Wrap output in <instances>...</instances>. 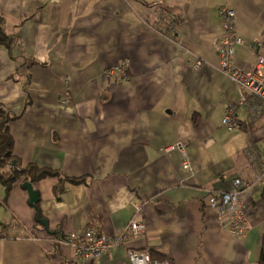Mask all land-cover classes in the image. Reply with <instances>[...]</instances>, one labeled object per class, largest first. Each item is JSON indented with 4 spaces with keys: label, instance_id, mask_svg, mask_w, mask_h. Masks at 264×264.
<instances>
[{
    "label": "crops",
    "instance_id": "0c3cea01",
    "mask_svg": "<svg viewBox=\"0 0 264 264\" xmlns=\"http://www.w3.org/2000/svg\"><path fill=\"white\" fill-rule=\"evenodd\" d=\"M231 6L244 39L235 65L252 71L264 56V0ZM220 7V0H0L6 31L18 40L10 50L0 45V104L20 114L27 92L31 99L11 124L15 155L87 179L66 184L60 199L58 179L36 184L50 232L22 182L8 196L0 183V264H130V249L172 264H258L263 167L250 154L264 155V108L221 70ZM126 60V75L105 77ZM231 107L233 131L223 124ZM185 156L193 172L183 169ZM239 177L253 184L243 195L246 238L231 236L207 206L208 195ZM132 220L146 223L144 236L126 234ZM87 230L126 235L87 260L62 241Z\"/></svg>",
    "mask_w": 264,
    "mask_h": 264
},
{
    "label": "built area",
    "instance_id": "2783aa9c",
    "mask_svg": "<svg viewBox=\"0 0 264 264\" xmlns=\"http://www.w3.org/2000/svg\"><path fill=\"white\" fill-rule=\"evenodd\" d=\"M232 0H220L222 16V33L216 43V49L220 57L221 70L234 84L246 90L252 97L259 99L264 108V56H261L252 71H244L235 65L238 48L244 45V39L236 25L237 10L231 6ZM203 63L197 61L195 68L200 70ZM129 61L126 60L114 69L104 73L105 77L126 75ZM224 126L233 131L239 126L235 109L231 107L223 119ZM172 147L171 149H175ZM186 154L182 145L178 147ZM251 164L260 163L263 167L258 175V182L264 185V155L250 154ZM185 171L193 172L191 161L185 156L182 162ZM253 184L244 178H236L231 182L230 189L212 193L208 197L207 206L218 213L223 220L225 230L235 238H246L252 228L251 217L245 210L244 193L252 188ZM147 225L143 221L132 220L126 229V234L132 237L144 236ZM123 234L121 237H125ZM121 237L109 238L94 230H87L81 235H70L62 240L71 247L79 257L87 260H95L107 255L118 243ZM130 264H172L170 260L160 261L154 259L148 251L130 249L128 252Z\"/></svg>",
    "mask_w": 264,
    "mask_h": 264
},
{
    "label": "trees",
    "instance_id": "16d2710c",
    "mask_svg": "<svg viewBox=\"0 0 264 264\" xmlns=\"http://www.w3.org/2000/svg\"><path fill=\"white\" fill-rule=\"evenodd\" d=\"M7 23L3 16L0 17V45L6 46L9 50L18 43L17 36L9 34L6 31ZM33 63H39L37 60H33ZM30 84V79L27 80L26 86ZM26 107L20 114H14L4 105L0 104V183L4 186L6 196H8L16 183L26 182L31 183L35 189L36 184L47 178L58 179L57 185L54 187L57 199H60V195L64 190V186L70 184H83L87 179L68 178L60 170H54L50 168H42L35 164L24 165L21 160L15 155L14 146L15 140L11 133V124L20 120L24 113L31 105V99L28 92L26 93ZM210 196V195H208ZM41 200L38 204L39 209ZM65 238V237H64ZM154 259L165 261L167 258L155 255L149 252ZM258 264H264V240L261 255Z\"/></svg>",
    "mask_w": 264,
    "mask_h": 264
},
{
    "label": "water",
    "instance_id": "95a60500",
    "mask_svg": "<svg viewBox=\"0 0 264 264\" xmlns=\"http://www.w3.org/2000/svg\"><path fill=\"white\" fill-rule=\"evenodd\" d=\"M23 189L28 194L29 204L37 211V223L45 227V229L50 232L49 222L46 219L42 218L41 210L38 207V204L41 200L38 190L35 189V187L29 182L23 184Z\"/></svg>",
    "mask_w": 264,
    "mask_h": 264
},
{
    "label": "bare ground",
    "instance_id": "6f19581e",
    "mask_svg": "<svg viewBox=\"0 0 264 264\" xmlns=\"http://www.w3.org/2000/svg\"><path fill=\"white\" fill-rule=\"evenodd\" d=\"M245 71V70H244Z\"/></svg>",
    "mask_w": 264,
    "mask_h": 264
}]
</instances>
